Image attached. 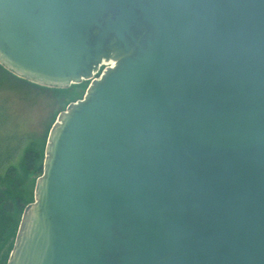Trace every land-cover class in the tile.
Segmentation results:
<instances>
[{
	"label": "water",
	"instance_id": "water-1",
	"mask_svg": "<svg viewBox=\"0 0 264 264\" xmlns=\"http://www.w3.org/2000/svg\"><path fill=\"white\" fill-rule=\"evenodd\" d=\"M7 264H264V0H0V65L66 89Z\"/></svg>",
	"mask_w": 264,
	"mask_h": 264
},
{
	"label": "rangeland",
	"instance_id": "rangeland-1",
	"mask_svg": "<svg viewBox=\"0 0 264 264\" xmlns=\"http://www.w3.org/2000/svg\"><path fill=\"white\" fill-rule=\"evenodd\" d=\"M77 94L81 95L82 91ZM83 94L85 96L86 92ZM71 99V96L56 97L51 92L33 90L24 84L17 85L0 72L1 176H4L10 167L17 168L22 175L25 174L22 163L26 151L34 147L41 149L45 146L46 149L50 130L60 113L67 110ZM35 177L31 176L28 183L26 181V188L30 187L33 193ZM12 241L13 238H10L1 255L8 250Z\"/></svg>",
	"mask_w": 264,
	"mask_h": 264
},
{
	"label": "trees",
	"instance_id": "trees-1",
	"mask_svg": "<svg viewBox=\"0 0 264 264\" xmlns=\"http://www.w3.org/2000/svg\"><path fill=\"white\" fill-rule=\"evenodd\" d=\"M0 72L11 79V81L16 82L17 85L24 84L33 90L40 89L42 92H51L56 97L71 96L70 103L83 99V93L86 92L89 84L88 82H83L79 85H72L67 89L47 88L20 79L5 70L1 65ZM80 91H82L83 96L82 94H77ZM44 157L45 146L41 149L37 147L30 148L26 151L22 163L25 171L24 175L20 174L15 167H10L4 176L0 174V264L8 263L23 212L29 204L34 202V193L30 187L26 188V181L28 183L31 176H36L35 180H33V185L35 186L37 179L43 174ZM10 238H13L11 246L1 255V251Z\"/></svg>",
	"mask_w": 264,
	"mask_h": 264
},
{
	"label": "built area",
	"instance_id": "built-area-1",
	"mask_svg": "<svg viewBox=\"0 0 264 264\" xmlns=\"http://www.w3.org/2000/svg\"><path fill=\"white\" fill-rule=\"evenodd\" d=\"M106 67H112L113 66V62H108V63H104Z\"/></svg>",
	"mask_w": 264,
	"mask_h": 264
}]
</instances>
